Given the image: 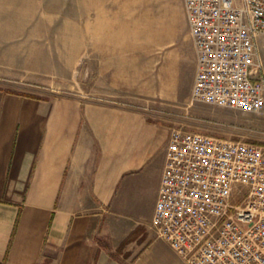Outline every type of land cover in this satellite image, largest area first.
Wrapping results in <instances>:
<instances>
[{
	"label": "crops",
	"instance_id": "crops-1",
	"mask_svg": "<svg viewBox=\"0 0 264 264\" xmlns=\"http://www.w3.org/2000/svg\"><path fill=\"white\" fill-rule=\"evenodd\" d=\"M125 28L99 69L124 98L0 86V264H186L151 224L173 126L150 103L190 93L194 46L187 29L182 89L163 63L148 81L126 60Z\"/></svg>",
	"mask_w": 264,
	"mask_h": 264
},
{
	"label": "built area",
	"instance_id": "built-area-1",
	"mask_svg": "<svg viewBox=\"0 0 264 264\" xmlns=\"http://www.w3.org/2000/svg\"><path fill=\"white\" fill-rule=\"evenodd\" d=\"M196 65L190 98L264 107V0H182ZM151 224L187 264H264V145L173 128Z\"/></svg>",
	"mask_w": 264,
	"mask_h": 264
},
{
	"label": "rangeland",
	"instance_id": "rangeland-1",
	"mask_svg": "<svg viewBox=\"0 0 264 264\" xmlns=\"http://www.w3.org/2000/svg\"><path fill=\"white\" fill-rule=\"evenodd\" d=\"M185 18L182 0H0V86L32 96L124 98L99 71L108 35L124 26L126 60L138 64L134 73L144 63V77L152 81L163 63L176 70L182 89L189 58ZM257 49L264 62V34ZM150 106L162 110L171 129L264 145V107L217 106L193 101L190 93Z\"/></svg>",
	"mask_w": 264,
	"mask_h": 264
}]
</instances>
